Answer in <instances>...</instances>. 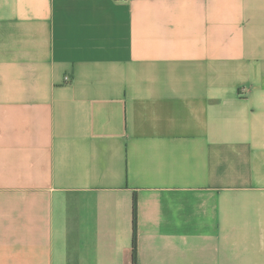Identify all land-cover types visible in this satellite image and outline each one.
Masks as SVG:
<instances>
[{"label":"crops","instance_id":"obj_1","mask_svg":"<svg viewBox=\"0 0 264 264\" xmlns=\"http://www.w3.org/2000/svg\"><path fill=\"white\" fill-rule=\"evenodd\" d=\"M0 264H264V0H0Z\"/></svg>","mask_w":264,"mask_h":264},{"label":"trees","instance_id":"obj_2","mask_svg":"<svg viewBox=\"0 0 264 264\" xmlns=\"http://www.w3.org/2000/svg\"><path fill=\"white\" fill-rule=\"evenodd\" d=\"M137 201L135 198V202H134V253L136 254V250H137V230H136V215H137Z\"/></svg>","mask_w":264,"mask_h":264}]
</instances>
